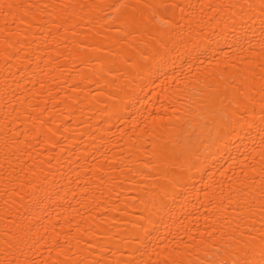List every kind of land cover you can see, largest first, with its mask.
<instances>
[{"label": "bare ground", "instance_id": "obj_1", "mask_svg": "<svg viewBox=\"0 0 264 264\" xmlns=\"http://www.w3.org/2000/svg\"><path fill=\"white\" fill-rule=\"evenodd\" d=\"M264 0H0V264H257Z\"/></svg>", "mask_w": 264, "mask_h": 264}, {"label": "snow or ice", "instance_id": "obj_2", "mask_svg": "<svg viewBox=\"0 0 264 264\" xmlns=\"http://www.w3.org/2000/svg\"><path fill=\"white\" fill-rule=\"evenodd\" d=\"M257 264H264V254H262L261 260L258 261Z\"/></svg>", "mask_w": 264, "mask_h": 264}]
</instances>
